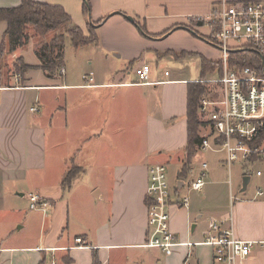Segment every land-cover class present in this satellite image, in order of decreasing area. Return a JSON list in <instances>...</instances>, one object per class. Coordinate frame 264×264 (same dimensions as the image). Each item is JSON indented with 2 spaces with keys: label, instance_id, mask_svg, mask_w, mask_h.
<instances>
[{
  "label": "crops",
  "instance_id": "crops-1",
  "mask_svg": "<svg viewBox=\"0 0 264 264\" xmlns=\"http://www.w3.org/2000/svg\"><path fill=\"white\" fill-rule=\"evenodd\" d=\"M22 1L0 0V9L20 7ZM34 1L61 6L86 35L90 16L93 23L110 16L97 33L106 56L123 61L120 70L113 65L111 73L123 75L111 80V75L98 77L91 71L75 78L65 52V75L49 78L36 56L40 42L34 39L11 55L29 69L21 74V87L15 88V76H10L0 90V264H40L45 258L48 264H146L137 251L156 249L145 247L150 239L149 169L178 164L174 181L168 168L170 186L174 196L187 195V185L202 169L194 157L190 165L178 159L189 144V85L201 83L208 92L221 91L208 83L220 78L217 72L203 73L202 80L188 78L179 67L174 72L166 69L164 75L155 73L148 53L155 54L156 63L165 58L180 65L196 57L195 40L218 50L204 20L222 2L259 0H88L90 15L84 11V0ZM113 21L122 30L104 31ZM6 31L7 24L0 22V43ZM144 55L146 60L136 64ZM144 63L152 69V84L143 86L130 74L136 77L135 69ZM91 74L93 82L83 80ZM201 123L209 132L204 136L200 131V136L213 146L207 151L223 154L219 165L228 169L230 179L213 184L209 176L205 189L190 195L188 208L171 207V231L184 243L203 242L211 219L232 216L238 239L255 243L246 264H264V196L256 197L264 183L253 194L247 193L250 183L243 187L245 177L251 182L252 172L264 173V160L239 162L252 171L246 170L236 191L220 140L206 121ZM74 167L83 172L64 190L65 176ZM257 178L264 181V176ZM31 193L48 199V212L29 208ZM79 238L83 245L77 243ZM194 248L201 250L196 264H215L213 250L206 246H179L168 257L183 264L192 254L190 264Z\"/></svg>",
  "mask_w": 264,
  "mask_h": 264
},
{
  "label": "built area",
  "instance_id": "built-area-1",
  "mask_svg": "<svg viewBox=\"0 0 264 264\" xmlns=\"http://www.w3.org/2000/svg\"><path fill=\"white\" fill-rule=\"evenodd\" d=\"M204 21L210 25L212 41L221 53L223 74L208 82L221 89L220 99H205L200 111L207 115V126L220 140V152L225 153L228 168L239 162L252 164L254 158L264 160V142L259 144L264 134V0L222 2ZM249 49L257 53L258 60L249 58L251 62L247 67L237 61L233 63L231 58L234 51ZM135 70L138 85L152 84L149 64L144 63ZM59 72L61 76L66 73L64 68ZM93 76L85 75L83 80L91 83ZM21 82L22 75L15 76V88L21 87ZM0 90L4 88L0 87ZM31 110L38 111L36 108ZM202 143L201 152L213 149L208 138ZM200 173L187 185V195L177 197L170 186L167 166L150 167L146 195L150 239L145 247L162 250L171 256L179 246H206L212 248L215 264H246L253 254L255 243L238 239L232 227V216L211 219L203 242L184 243L171 231V207L188 208L190 195L205 189L210 176L208 162L202 163ZM255 174L259 178L264 176L261 171ZM263 196L264 188L259 187L256 197ZM50 207L44 195L29 194V208L32 211L46 213ZM77 243L83 245L84 241L79 238ZM191 257L192 254H189L183 264H188Z\"/></svg>",
  "mask_w": 264,
  "mask_h": 264
},
{
  "label": "trees",
  "instance_id": "trees-1",
  "mask_svg": "<svg viewBox=\"0 0 264 264\" xmlns=\"http://www.w3.org/2000/svg\"><path fill=\"white\" fill-rule=\"evenodd\" d=\"M84 11L90 15L92 10L88 0H84ZM110 16L105 17L97 23H89V33L86 35L84 31L73 24L72 17L68 12L64 11L61 6L49 5L46 3L35 2L34 0H23L20 7L0 9V22L7 24V31L2 40L0 53L7 51L13 54L19 49H23L29 44V31L33 30L35 36L41 38L37 49L36 56L41 61V68L49 78H54L59 73V70L65 66V46L66 36L70 37L74 48L79 49L85 46L97 45L99 37L97 33L99 25L108 20ZM50 34L53 35L50 39H46ZM45 40H43V39ZM258 60L259 56L252 50L234 51L232 53V61H237L241 66L247 67L250 65V59ZM22 62V60H19ZM221 61L210 62L203 59V73L208 74L217 72L218 76L222 75ZM29 68L26 64L21 66V69H16L17 73H22L23 70ZM2 73L0 72V87H4L2 83ZM207 91L206 85L201 83H190L188 92V128L189 140L187 147V165L192 163L193 157L196 156L198 150L202 146L203 138L200 136L202 123L198 119V109L202 97ZM264 134L259 144H263ZM185 171L186 169L183 168ZM83 172L80 168H72L67 173L63 182L64 190H69ZM40 264H48V259H44Z\"/></svg>",
  "mask_w": 264,
  "mask_h": 264
},
{
  "label": "rangeland",
  "instance_id": "rangeland-1",
  "mask_svg": "<svg viewBox=\"0 0 264 264\" xmlns=\"http://www.w3.org/2000/svg\"><path fill=\"white\" fill-rule=\"evenodd\" d=\"M112 23V22H111ZM114 21L111 26H106L107 28L104 29V31H108L110 28L112 29V32L115 30H122L120 26L114 25ZM30 36L32 37L31 39H34L35 42H40L42 41L41 38L38 36L36 37L34 34L33 30L29 31ZM53 37L52 34L48 36L46 39H50ZM30 39V40H31ZM43 39V38H42ZM45 40V39H43ZM100 40V39H99ZM66 41V63L71 71V74L73 77L78 78L81 77L84 73H91V71H94L97 73L98 77H109L111 75V80L117 79V76L119 78H122V75L120 72L112 74L111 70L121 67L123 64V61L120 59H117L115 55H110L106 56L101 40L99 43L98 48L96 46H87L83 47L80 49H76L72 45V41H70V37L66 36L65 38ZM39 45V44H38ZM2 47V43H0V49ZM38 47V46H37ZM8 51V49H7ZM7 51L0 53V72L4 73L2 74L3 78L2 83L5 85L6 80L8 82V78L11 76H18L21 75L22 73H17L16 69H21V66H24V61L20 62L17 59H13L11 57L12 54L7 53ZM195 53L196 57L189 58L185 61H182L180 65H176L177 62H172L170 63L169 61L167 62V59L164 60L165 58H162V61H159L156 63V61L153 59V56L155 54H152L151 52L148 53L149 59L148 62L152 66V69L154 70L155 73H163L166 69H168L170 72H174L175 70L181 68L183 71H185L188 74V78L196 79V80H202L203 79V71H202V59L204 56L212 59V60H219L221 58V53L216 50L213 46L208 44L207 42H200L195 40ZM146 60V56L140 57L138 60L135 61L136 64L141 63L142 61ZM120 64H122L120 66ZM92 65V66H90ZM112 67V68H111ZM179 67V68H178ZM29 68L25 69L24 72H26ZM8 70V71H7ZM61 70V69H60ZM59 70V71H60ZM120 70V68H119ZM132 76L134 79L135 77L133 74ZM207 79H212L214 78L212 75H207ZM190 78V79H191ZM23 81V78H22ZM214 86H216L214 84ZM218 88V87H217ZM205 99L211 100V101H218L220 99V94L216 92H208V90L205 92V95L202 97V100L200 102V107L198 109V119L200 122L206 121V116L205 114L201 113L200 108L202 107V101ZM218 99V100H217ZM205 119V120H204ZM200 131L203 133L205 136L208 134V132H205L203 128L200 129ZM223 157V154H215L210 151H207V153H198L194 158V163L198 165H202L203 162H209L210 168H209V173H210V181H212L213 184L220 182V181H228L230 179V172L228 171L227 168H221L219 165V160H221ZM178 159L181 161L184 160L185 164H187L188 159H187V154L183 156H180ZM169 174L170 178L172 181H174L177 177V171L179 170L180 166L177 164H170L169 165ZM246 170L252 171L251 168L248 166L242 167L240 163L235 164L232 167V180H233V186L236 188V191L238 190V184L243 180V175L246 174ZM251 182L249 184V188L247 193L248 194H253L255 192L256 186L258 184L264 183V181L259 180L256 177V174L254 172L251 173ZM214 186V185H213ZM227 187V185H226ZM194 240H200L199 237L194 238ZM201 251L198 248H194V256L192 258V262L190 264H196V257L199 256L201 257ZM137 253H140V255L143 256L144 261L146 264H158L159 262L161 264H176L175 260L168 257L165 253H163L162 250L159 249H149V250H141L137 251Z\"/></svg>",
  "mask_w": 264,
  "mask_h": 264
},
{
  "label": "water",
  "instance_id": "water-1",
  "mask_svg": "<svg viewBox=\"0 0 264 264\" xmlns=\"http://www.w3.org/2000/svg\"><path fill=\"white\" fill-rule=\"evenodd\" d=\"M126 19L129 20L131 23L135 24V21H134V19H133L131 16H127ZM90 22L92 23V21H91V16H90ZM104 22H105V21H104ZM102 24H103V23H102ZM102 24H99L98 26L95 25V27H99V26H101ZM249 183H250V177H245V178H244V186H243L244 189L247 188V186H248Z\"/></svg>",
  "mask_w": 264,
  "mask_h": 264
}]
</instances>
